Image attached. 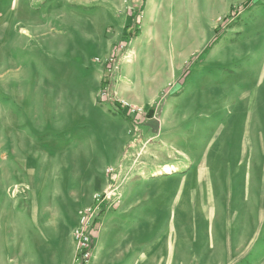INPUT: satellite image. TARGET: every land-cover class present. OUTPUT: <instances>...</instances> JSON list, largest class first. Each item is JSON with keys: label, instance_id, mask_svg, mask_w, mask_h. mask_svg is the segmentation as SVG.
I'll use <instances>...</instances> for the list:
<instances>
[{"label": "rangeland", "instance_id": "374dc122", "mask_svg": "<svg viewBox=\"0 0 264 264\" xmlns=\"http://www.w3.org/2000/svg\"><path fill=\"white\" fill-rule=\"evenodd\" d=\"M87 208L94 264H264V0H0V264Z\"/></svg>", "mask_w": 264, "mask_h": 264}, {"label": "built area", "instance_id": "2783aa9c", "mask_svg": "<svg viewBox=\"0 0 264 264\" xmlns=\"http://www.w3.org/2000/svg\"><path fill=\"white\" fill-rule=\"evenodd\" d=\"M111 69L112 67L107 71H110ZM105 91L106 90L102 92V95L103 94L106 95ZM94 198L95 200H98L97 197ZM91 215H92L91 208L85 209L80 215L78 225L73 230V240L75 243V264H92L93 247L91 243V235H90V227H89L90 224L89 218Z\"/></svg>", "mask_w": 264, "mask_h": 264}, {"label": "trees", "instance_id": "16d2710c", "mask_svg": "<svg viewBox=\"0 0 264 264\" xmlns=\"http://www.w3.org/2000/svg\"><path fill=\"white\" fill-rule=\"evenodd\" d=\"M133 17L134 16H130V24L124 27L125 29L123 31V37H124V42L125 43L122 45V51L127 48V42L130 39H132L135 36V34H136V27H135V24H134V21H133ZM122 51H119L117 53L115 47L110 51L109 57L107 58V61L105 62V65H106L105 70L106 71L108 69H110L113 66V63H115L117 61L118 57L122 55V53H123ZM106 87L107 86L104 85V83H101L100 84V88L102 90L105 89ZM111 104L113 105V107L115 108V110L121 116H123L125 118H129L128 116H131L132 114L135 115L136 112H137V111L130 110L128 107H126L125 105H123L121 102H118V101H112ZM147 115H149V113H147Z\"/></svg>", "mask_w": 264, "mask_h": 264}, {"label": "crops", "instance_id": "0c3cea01", "mask_svg": "<svg viewBox=\"0 0 264 264\" xmlns=\"http://www.w3.org/2000/svg\"><path fill=\"white\" fill-rule=\"evenodd\" d=\"M71 138H73V139H70L69 140V142H71L72 144L70 145V147L72 148V149H74L75 148V146H79V145H77V144H75V143H73V142H78V138H74V137H71ZM69 167H68V170L66 171V172H70V171H72L73 170V168H74V165H68ZM78 169V168H77ZM75 172H78L79 170H74ZM80 172H82L81 170H80ZM93 255V254H92ZM95 263V258H94V255L92 256V264H94Z\"/></svg>", "mask_w": 264, "mask_h": 264}]
</instances>
